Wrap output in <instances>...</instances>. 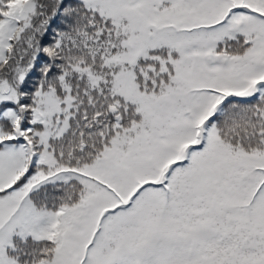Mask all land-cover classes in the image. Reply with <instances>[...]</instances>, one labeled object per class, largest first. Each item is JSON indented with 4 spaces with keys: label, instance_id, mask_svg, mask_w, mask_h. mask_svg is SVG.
Wrapping results in <instances>:
<instances>
[{
    "label": "snow or ice",
    "instance_id": "snow-or-ice-1",
    "mask_svg": "<svg viewBox=\"0 0 264 264\" xmlns=\"http://www.w3.org/2000/svg\"><path fill=\"white\" fill-rule=\"evenodd\" d=\"M0 264H264V0H0Z\"/></svg>",
    "mask_w": 264,
    "mask_h": 264
}]
</instances>
